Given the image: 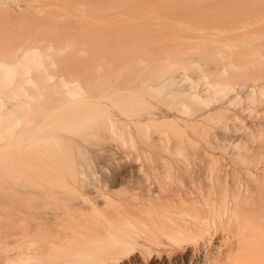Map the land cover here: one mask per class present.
Here are the masks:
<instances>
[{
  "label": "bare ground",
  "instance_id": "bare-ground-1",
  "mask_svg": "<svg viewBox=\"0 0 264 264\" xmlns=\"http://www.w3.org/2000/svg\"><path fill=\"white\" fill-rule=\"evenodd\" d=\"M154 3L0 0L11 26L0 34L10 86L0 119L15 141L0 154L31 180L0 204V264H264V119L252 113L264 71L246 84L226 61L127 67L131 29ZM244 47L264 50V37ZM245 112L255 122L227 147V121Z\"/></svg>",
  "mask_w": 264,
  "mask_h": 264
},
{
  "label": "rangeland",
  "instance_id": "rangeland-1",
  "mask_svg": "<svg viewBox=\"0 0 264 264\" xmlns=\"http://www.w3.org/2000/svg\"><path fill=\"white\" fill-rule=\"evenodd\" d=\"M142 1L144 3L146 1H155L152 7L154 11H141L140 15L144 17L143 21H146L147 25L131 29L134 37L128 45L127 55L123 60L127 67L132 68L133 66H138L145 68L156 66V60L180 61L193 58L203 63V70L207 69L206 71H210V68L212 70L218 65L224 64L225 61L226 63L231 62L234 65L236 64L238 65L237 68L234 67L233 71L232 69L229 70L234 73L236 70L237 75L241 74V80L246 84L251 83V79L254 77L253 73H255L256 77L261 76L256 74L258 71H264V60L262 61L264 58L262 57L259 61L254 54L258 56L257 53H263L264 50L250 51L249 48L244 46L249 42L251 43L254 37H264V0H129V9L139 10ZM49 12L58 19L60 18L53 10ZM62 15L58 23L59 27L68 30L76 25L73 13L68 17V10H64ZM244 16L246 18L242 20L245 22L247 20L251 21L253 23L251 27H240V21H242L240 18ZM0 21H2L0 22V34L3 33L9 36L11 30L6 32L5 28L9 26L10 28H8L11 29V26H7L5 20ZM0 60L3 61L5 59L0 56ZM40 60L44 64H55L54 68L47 69L49 72H58L57 58L43 55ZM239 66H245L247 69L239 68ZM257 66H260L259 68L263 70H258ZM109 67L110 65L107 63L102 70L105 69L106 71ZM254 70L256 71L253 72ZM179 71L181 72V70ZM21 72H23V69L17 71V78ZM228 73L226 77H228ZM194 74L196 75L195 72ZM250 77L252 78L250 79ZM210 78H212L211 80L217 81L220 79L215 74L210 75ZM262 78L264 79V77ZM8 82L9 78L7 74L0 70V94L8 90L10 87L7 86ZM10 96L12 97V94L7 95L5 99H9ZM259 98L261 99H258L252 107V113L259 114V117L256 114L257 118L260 119L258 121H262L264 119V97L261 96ZM257 102L259 103L257 104ZM196 106L198 107V105ZM196 106L193 108H196ZM232 113V111L228 112L230 115ZM239 117L240 121H227L230 129L229 133L225 134L227 147H232L242 139L243 129L239 130L241 122L244 127H248L255 122L253 118L247 115V112L240 114ZM230 131H232V135H230ZM23 132H25V126H23ZM232 141H234V144H231ZM14 143L10 122L1 118L0 148L2 146H14ZM0 151L3 152V150ZM258 152H264V141L259 144ZM2 155L1 153L0 204H8V202L12 201V189L27 186L31 180L29 178L27 164L22 163L19 170H15L17 169L13 163L15 157H5ZM26 159L27 157H25Z\"/></svg>",
  "mask_w": 264,
  "mask_h": 264
}]
</instances>
